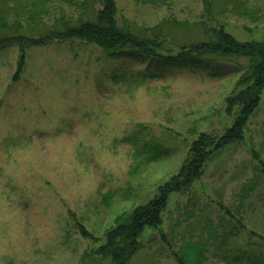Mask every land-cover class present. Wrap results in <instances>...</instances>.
Returning a JSON list of instances; mask_svg holds the SVG:
<instances>
[{
  "label": "rangeland",
  "instance_id": "1",
  "mask_svg": "<svg viewBox=\"0 0 264 264\" xmlns=\"http://www.w3.org/2000/svg\"><path fill=\"white\" fill-rule=\"evenodd\" d=\"M26 1L0 0V9ZM39 1L47 27L85 17L83 0ZM113 1L119 27H215L203 0ZM242 2L256 11L254 22L230 7L214 18L239 43L263 42L264 0ZM191 35L177 32V41ZM18 56L17 46L0 49V264H107L93 257L106 232L177 177L201 135L218 139L232 125L228 99L247 67L209 58L207 67L162 70L55 41L27 47L13 83ZM259 99L242 141L215 152L186 192L169 195L162 226L144 230L128 264H177L174 254L198 243L203 264H264V89Z\"/></svg>",
  "mask_w": 264,
  "mask_h": 264
},
{
  "label": "trees",
  "instance_id": "2",
  "mask_svg": "<svg viewBox=\"0 0 264 264\" xmlns=\"http://www.w3.org/2000/svg\"><path fill=\"white\" fill-rule=\"evenodd\" d=\"M143 1L153 5L160 2ZM26 2L27 5L23 8L7 6L0 9V49L9 46L19 48L13 83H17L21 77L27 47L43 46L55 41H80L97 46L108 52L111 57L152 61L157 68L164 64L172 67L180 63L207 67L202 64L209 58H215L220 62L244 60L247 63L237 83L239 93L228 99V115L236 112V117L224 135L218 139L201 135L190 148L188 159L180 173H177V177L166 183L165 189L160 190L153 200L135 208L113 229L108 230L103 245L93 253V257L107 264H128L142 247L139 239L144 230L146 228L157 230L162 226L169 195L183 190L186 192L190 185L201 179L206 163L214 154L224 147L242 141L244 128L258 109L259 97L264 89V41L237 42L213 15H224L230 7L232 13L254 22L256 11L247 7L242 0H203L206 12L213 18V22L215 21V27L206 28L204 23L189 26L176 20H169L158 27L143 30L132 26L119 27L115 20L116 8L113 0H83L82 10L86 18L83 16L74 22L61 18L55 20V25L47 27L38 18L46 13L45 10L38 9V4L44 5V1ZM95 3L101 5L97 12L93 11ZM190 29L194 35L189 36L186 42H178L176 33H184ZM200 36H203V39ZM151 158L157 160L159 155ZM230 229L229 236L235 237L237 234L233 232L234 228ZM79 231L85 238L93 240V237L88 236L81 227ZM213 238L212 241L215 240ZM194 247L196 249L190 250L185 257L182 255L185 260L174 254L177 264H203L202 247L199 243Z\"/></svg>",
  "mask_w": 264,
  "mask_h": 264
}]
</instances>
